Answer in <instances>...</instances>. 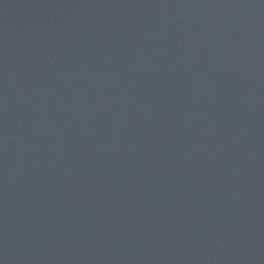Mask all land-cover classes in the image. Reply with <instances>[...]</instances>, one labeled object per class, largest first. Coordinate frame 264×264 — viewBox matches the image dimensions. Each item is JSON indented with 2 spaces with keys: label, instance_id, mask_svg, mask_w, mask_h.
I'll return each instance as SVG.
<instances>
[{
  "label": "water",
  "instance_id": "1",
  "mask_svg": "<svg viewBox=\"0 0 264 264\" xmlns=\"http://www.w3.org/2000/svg\"><path fill=\"white\" fill-rule=\"evenodd\" d=\"M0 264H264V0H0Z\"/></svg>",
  "mask_w": 264,
  "mask_h": 264
}]
</instances>
